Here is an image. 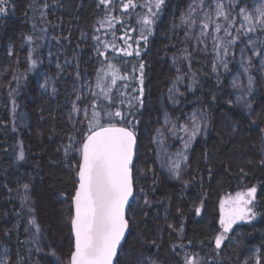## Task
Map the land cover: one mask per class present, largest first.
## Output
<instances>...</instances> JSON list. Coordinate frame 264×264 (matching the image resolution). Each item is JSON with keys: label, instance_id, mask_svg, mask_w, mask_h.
<instances>
[{"label": "trees", "instance_id": "obj_1", "mask_svg": "<svg viewBox=\"0 0 264 264\" xmlns=\"http://www.w3.org/2000/svg\"><path fill=\"white\" fill-rule=\"evenodd\" d=\"M142 1L134 0L138 9L145 8L146 4H139ZM261 1L240 3L254 10L255 2ZM188 2L164 0L145 43L132 16L136 9L123 16L120 2L105 6L99 0H5L6 13L0 14V253L7 249V264H67L73 250L68 218L76 186L74 165L79 159L73 148L87 132L89 121L77 125L67 115L76 98L71 84L82 83L88 92L99 65L109 62L130 76L125 103L117 104L122 110H127V101L138 94V66L144 64L143 107L137 112L136 175L137 187H143L152 201L150 208L136 209L133 231L118 257L120 264H137L141 258L184 264L181 251L195 256L199 264H264L260 135L264 128V56L254 55L248 43L251 38L255 50L264 53V32L245 34L239 37L240 44L231 45L224 57L227 70L218 59L213 71L210 46L182 66L178 55L186 45L179 19ZM106 16L115 17L111 27ZM101 21H105L103 26ZM120 37H131L127 43L134 52L139 47L140 55L124 56L104 49V43L109 42L125 47L118 41ZM99 51H106L107 59ZM249 58L252 65L245 73L241 63L247 65ZM133 67L137 71L133 72ZM193 73L196 83L190 89ZM177 76L183 78L176 85L183 95L177 94V102L172 103L168 89ZM249 76L253 77L251 92ZM234 80L239 88L233 87ZM112 94H118L117 88ZM237 97H242L240 103ZM93 100L96 98L91 95L88 115ZM102 101L96 100L101 115L107 106V101ZM246 102L251 103V110L244 107ZM194 109L206 114L207 128L189 150L188 167L180 170L182 179H175L168 168L173 156L181 152L182 133L167 132L164 116L167 113L172 121L182 124ZM157 129L164 132L163 137L157 135ZM21 151L24 160L18 159ZM183 181H189L187 187ZM24 184L29 185L26 200ZM253 187L255 218L234 224L222 247L216 249L214 238L222 232L221 201ZM202 202L201 213L196 215L195 208ZM32 220L40 226L38 236ZM52 249L55 256L49 254Z\"/></svg>", "mask_w": 264, "mask_h": 264}, {"label": "snow or ice", "instance_id": "obj_2", "mask_svg": "<svg viewBox=\"0 0 264 264\" xmlns=\"http://www.w3.org/2000/svg\"><path fill=\"white\" fill-rule=\"evenodd\" d=\"M111 2L112 0H99V4L105 6ZM4 4L5 0H0V14L6 13ZM163 4L164 0H148L145 5L147 7V14L139 20L141 25L140 39L144 40L145 43H147L148 34H151L152 31L150 26L153 24V20L158 15ZM43 7L47 8L48 5L44 4ZM135 7L137 5L134 0H127L126 3H122V8L125 11ZM207 7L208 10L203 12L204 18L200 21L201 32L198 39H206L211 35L208 29L212 25H214L213 31L215 33H219L223 29L225 36H231L228 27L219 23L220 18L228 21L229 25L232 23V18L225 11L222 0H215L214 8L210 4ZM204 8L205 0H199V4H196L194 0V3L189 6L187 14L183 17V22L191 28L197 23L195 14ZM239 15L248 24L247 32H254L257 30V27L264 32V8L257 9L255 15L246 14L245 10L241 9ZM213 17L216 19H213ZM114 19L115 17H105V21L109 27L112 26ZM105 21H101V26H103ZM31 39V36H29L28 40L30 41ZM96 39L99 40V37H96ZM120 39L124 40L125 47L117 48L114 42H110L104 43V49L107 50L111 47L114 52L123 53L124 56H132L133 52L128 51V49L132 48V44L127 43V39H131V37H120ZM212 39L214 51L222 66L227 70L228 63L224 60V57L229 54V47L235 44L237 38L234 37L225 41L219 36H212ZM134 42L139 45V40ZM200 42L202 43L203 39H200ZM248 43L253 46L254 55L264 56V53L255 50V41L249 38ZM261 44L264 45V41H261ZM221 50L223 55H221ZM99 55L105 56L107 59L106 51H99ZM135 55H140L139 47L135 49ZM184 59H187V57H184ZM177 62L174 59L173 63L176 64ZM251 65L252 61L250 58L247 65L243 62L241 63V67L245 73L249 72ZM261 65V70L264 71V59H262ZM189 67L191 66L189 65ZM138 68L140 72L138 77L140 87L138 94L127 101V110L117 107V104L124 105L125 100L123 97H126L127 93L118 92L117 95H113L112 93L118 81H128L130 79L129 74L122 72V69L113 63H108L106 68L97 70L96 88L100 89L102 99L107 101V106L102 109L103 115H101V111L97 110L98 104L96 100H93L87 132L79 142V147L74 149L79 153V159L74 165L76 186L74 195L71 196V215L68 218L73 238V250L67 264H114V261L115 264H120L118 252L124 250V243L127 242L126 234L133 231L136 209L138 207L150 208L152 205V201L148 199L145 189L137 187L138 177L136 173L138 170L136 160L139 158L137 126L140 122L137 119V112L139 108L143 107L144 64L140 63ZM135 71H137V68L133 67V72ZM213 71H216V64H213ZM194 77L195 74L193 73L192 84L188 85L190 89L196 83ZM131 79H137V77L131 76ZM182 79L181 76H177L173 87L168 89L169 99L172 103L177 102V94L183 95V93H179V89L176 86L177 83L182 82ZM252 82L253 77L249 76V92H251ZM122 87L126 89L128 84L124 83ZM233 87L239 88L240 85L234 80ZM91 95L97 97L95 91L91 92ZM77 99H81V97H77ZM241 99L242 97H237V103H240ZM133 100L136 103H133ZM244 107L251 110V103L246 102ZM73 111L80 112L81 109L76 108L74 105ZM83 112L85 118H88L87 108L83 109ZM206 121L207 117L203 111L199 116L194 113L190 121L184 124L172 121L167 113L164 116V126L167 132L172 135L184 133L183 136H179V139L184 141L183 147L185 150L190 147L192 141L200 134L202 129L206 130ZM156 131L159 137H163L164 132L160 129ZM235 131L236 128L233 126V132ZM260 135L262 140L261 153L264 155V128H260ZM154 142L162 143V140L156 141V138H154ZM68 151L66 149V155ZM177 155L181 156L182 160L186 161L188 159L186 155H182L181 153H177ZM24 158V153L21 151L18 159L24 160ZM261 164H264V159L261 160ZM168 170L173 178L182 179L180 163L178 161L171 163ZM188 183L189 181H183L185 187H187ZM155 184L156 180L154 178L152 191H155ZM22 187L25 190L24 199L26 200L29 185L24 184ZM255 193V187L248 190L246 194L247 199H245L244 194L238 193L235 200L230 202L227 210L225 209V202L221 201L220 224L223 227V233L229 232L233 225L238 222H251L255 218V213L249 207L252 204ZM141 199H143L142 205ZM202 206L203 202L201 206L195 208L196 215H200ZM145 215H147L146 212ZM31 223L34 225L35 233L38 236L41 231L40 226L35 220H32ZM223 233L214 238L216 249H220L226 239ZM151 243L155 244V241H151ZM41 250L40 248L37 249V251ZM49 254L55 256L56 252L52 249ZM0 264H4V262H0ZM137 264H147V261L138 260ZM184 264H199V261L195 256L185 254Z\"/></svg>", "mask_w": 264, "mask_h": 264}, {"label": "rangeland", "instance_id": "obj_3", "mask_svg": "<svg viewBox=\"0 0 264 264\" xmlns=\"http://www.w3.org/2000/svg\"><path fill=\"white\" fill-rule=\"evenodd\" d=\"M112 1H116L117 3L120 2L119 3V9H120L121 13L124 14L123 16H126L127 13H129L128 10L130 11V9H128L127 11H125L122 8V3H126L127 0H125V1H122V0H112ZM147 1L148 0H144L141 3H139V4L141 6L143 4L145 5V4H147L146 3ZM193 3H194V0H189V2L187 3L186 8L184 10V13L182 14V16L179 19L180 29H182L183 32H184L183 45H186V46H184L183 50H181L179 52V55H178L179 60H180V63H181L182 66L183 65L185 66L186 63L188 64V63L191 62V60L193 58L192 55H199L202 52V50L208 49V46L211 47V55H212L213 61H214L213 64H217L218 57L216 55V52L214 51V43H213L212 36H219V37H221L225 41L236 37L237 38L236 39V42L233 45L240 44L241 40L239 39V37L240 36H244L245 34H248L249 33V32L246 31L247 30V27H248L247 22L243 20V17L241 15H239L240 10L241 9H244L246 14H249L250 13L252 15H255L256 12H257V9L264 8V6H262V4H264V0L261 1V2H255L256 5L254 6V10H253V7L252 6H248V7H246L244 5L242 6V4L240 3V0H222V3L224 5L225 11L228 12L230 14V17L232 18V23H231V25H229V22L228 21H225L223 18H220L219 19V23H221L222 25H225V26L228 27V31L231 32V36H225V33H224V30L223 29L221 30V32L215 33L213 31L214 25H212L208 29V32L211 35H209L206 39L205 38H200V39H203V42L201 43L200 42V39H198L200 37V32H201L200 21L203 20V18H204L203 12L208 10V7L207 6L209 4L212 5V7L214 8V6H215V0H205V8L203 10H201V11H198L195 14V18L197 20V23L194 24L191 28H189L188 25H186L183 22V17L187 14V12L189 10V6L192 5ZM195 3L196 4H199V0H195ZM134 9H136L135 11H137V12L132 13V16H133V18L136 21H138L139 28L137 30V34L138 35H141V25L139 23V20L147 12L144 11V13H141L140 10H142V9L147 10V7H145V8L142 7V9H138L136 7ZM213 19H216V18L213 17ZM241 25H243V27H241ZM150 27H152V25ZM255 32L258 33V35H259L262 31L259 29V27H257V30L256 31L250 32V33H255ZM151 34H152V31H151ZM151 34H148V36L151 35ZM140 40H141V42H144V40H142V39H140ZM118 41L124 42V40L123 41L122 40H118ZM115 44H116L117 48L124 47V46H122V44H117V43H115ZM230 47H229V52H230ZM108 50L112 51V48L109 47ZM128 51H132L133 54H135L134 49H128ZM189 53L191 54L190 56H189ZM120 54H123V53H120ZM221 55H223L222 50H221ZM184 57H187V59H184ZM69 68H72V64L69 66ZM98 68L99 69H102V68H106V66L105 65H101V66L99 65ZM90 79H91V77H90ZM124 83H127V82L126 81H118L117 82V85H116V87L114 89L117 88V92H127V90L130 89V85H129V83H127L128 84V87L125 89L124 87H122V85ZM71 85L73 86V88L75 90L76 98L73 100V102H72L73 103L72 109L69 112H67V115H68L69 119L71 121H73V123H76L77 125L78 124L81 125V124L85 123L87 120H89L91 118V115H88V118H85L84 112H83V109L87 108V110H89V108H90V105H91L90 104L91 92L94 91V88H95V92L97 93V97H95V98H96L97 102L103 100L102 99V93L100 92V89L96 88V80H95V83H93V81L91 79L90 84H89V90H88V92L83 89L84 87H83V84L82 83H72ZM77 97H81V99H77ZM102 102H104V101H102ZM74 105L76 106V108L81 109V111L80 112L73 111V106ZM194 113L197 114V116L200 115L199 110L198 109H194V110H192L191 112H189L186 115V118H185V120H184V122L182 124L189 122L190 119H191V117H192V115ZM87 124H88V121H87ZM183 135H184V133H182V136ZM195 139L192 141L190 147L187 150H185L184 147H183L184 141H183V144L181 145V152L180 153L182 155H186L188 157V159L186 161L185 160H182L181 159V156H178L176 154L173 156L174 162H177L178 161L180 163V170L188 167L189 150L190 151L192 150V146H193V144L195 142ZM76 147H79V143L77 144ZM76 147H74V148L72 147V148H73V152L77 154V152L74 150ZM241 194H244L245 199L248 198L247 195H246L247 193H241ZM236 196H237V194L236 195H233V196L226 197V198H224L222 200V201L225 202V209L226 210L230 206V202L233 201V200H235ZM249 207L252 208V204H250ZM252 210H253V208H252ZM221 233H223V227H222V232ZM227 233H223V234L227 237ZM257 253L258 252L255 251V255H257ZM180 254H182L181 259H184V257H185L184 252L181 251ZM7 260H8L7 249L4 248L3 249V252L0 253V262H4V264H7ZM140 260L147 261V264H153V262H154V264H161L158 260L153 259V258H147V259L146 258H141Z\"/></svg>", "mask_w": 264, "mask_h": 264}, {"label": "water", "instance_id": "obj_4", "mask_svg": "<svg viewBox=\"0 0 264 264\" xmlns=\"http://www.w3.org/2000/svg\"><path fill=\"white\" fill-rule=\"evenodd\" d=\"M71 235H72V234H71ZM128 235H129V234H126L127 237H128ZM72 239H73V238H72ZM122 243H123V242H122ZM124 245H125V243H124ZM120 253H121V252H118V257H119V255H120ZM114 264H115V261H114Z\"/></svg>", "mask_w": 264, "mask_h": 264}]
</instances>
